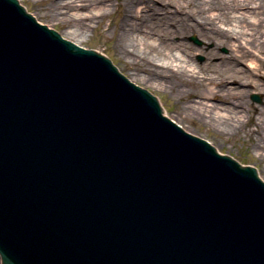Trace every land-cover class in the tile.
<instances>
[{
  "label": "water",
  "instance_id": "1",
  "mask_svg": "<svg viewBox=\"0 0 264 264\" xmlns=\"http://www.w3.org/2000/svg\"><path fill=\"white\" fill-rule=\"evenodd\" d=\"M108 57L0 0L1 264H264L254 164Z\"/></svg>",
  "mask_w": 264,
  "mask_h": 264
},
{
  "label": "rangeland",
  "instance_id": "2",
  "mask_svg": "<svg viewBox=\"0 0 264 264\" xmlns=\"http://www.w3.org/2000/svg\"><path fill=\"white\" fill-rule=\"evenodd\" d=\"M19 2L29 9L38 22L46 23V26L56 29L63 37L74 40V43L81 47L92 46L93 50L106 53L122 74L127 75L135 84H141L142 87H147L149 92H154L157 95L165 115L176 121L187 132H192L193 135H199L200 138L215 144L218 152L230 153L241 164H254L260 178L264 181V147L262 150L258 149L256 146L258 137L252 129V126L262 123L261 130L263 129L264 133V66L260 65L258 70V60L245 55L243 50L235 52L227 45L216 48L214 42H208L197 33L174 32L179 23L180 14L163 11V8L166 7L165 4L169 2L171 5L167 7L171 10H174L175 6H180L188 12L198 14V10L203 9L207 17H210L222 28H227L222 24L219 11L208 6L209 0L156 1L158 13L147 16L143 12L138 18H133L131 22L154 31L152 41L154 49H159L163 42L166 43V51L171 50L177 56L178 62L195 68L200 75L227 77L232 74L238 77V81L227 84L233 88L232 95L225 104H221L233 107L237 102H244V108L234 109L236 112L241 111L239 125L236 124L238 127L234 129L217 128L192 111V106L197 105L198 101L209 104L217 103L215 100L200 98L199 94L196 96L192 94L196 92L195 83L171 76L165 77L170 79L169 81H163L165 79L163 78L162 83H158L155 80L145 79L146 73L135 70V66H132L117 48V32L114 25L119 20L120 14L113 7L102 19L99 27H91L81 37H74L69 34L72 26L62 24L51 15H45L44 11L39 8L40 3H35L33 0H19ZM155 32L160 33L167 40H161L163 41L161 42L160 36H157ZM172 43L173 47L171 48ZM212 50L216 51L214 56L210 53ZM254 95L259 96L260 101H255Z\"/></svg>",
  "mask_w": 264,
  "mask_h": 264
},
{
  "label": "bare ground",
  "instance_id": "3",
  "mask_svg": "<svg viewBox=\"0 0 264 264\" xmlns=\"http://www.w3.org/2000/svg\"><path fill=\"white\" fill-rule=\"evenodd\" d=\"M156 1L161 0H33L35 3H40L39 8L45 15H51L62 24L72 26L69 34L74 37H81L91 27H99L102 19L113 7L120 14L119 20L114 25L117 32V48L121 55L135 66L137 72L146 73L145 79L155 80L158 83H162V79L169 76L195 83L196 92L192 94L195 96L199 94L200 98L215 100L217 103L198 101L197 105L192 106V111L217 128L223 130L237 128L241 111L236 112L234 109L244 108V102H237L233 107L221 104H225L232 95L233 88L227 84L238 81V77L232 74L227 77L200 75L195 68L178 62L177 56L171 50L166 51V43L163 41L167 39L160 33L155 32L160 36V41L163 40L161 41L163 44L159 49H154L152 43L154 31L131 22L143 12L147 16L158 13ZM209 1L208 6L219 11L222 24L227 28H222L207 17L203 9L198 10V14L188 12L180 6H175V9L171 10L167 7L171 5L169 2L165 4L163 11L180 14L174 32L197 33L208 42H214L216 48L227 45L235 52L243 50L245 55L258 60L259 70L260 65L264 66V0ZM214 50L210 52L213 56L216 54ZM169 80L163 79V81ZM255 126H252V129L258 137L256 146L262 150L264 147L262 123H257Z\"/></svg>",
  "mask_w": 264,
  "mask_h": 264
}]
</instances>
